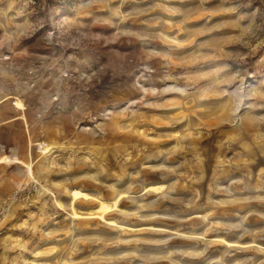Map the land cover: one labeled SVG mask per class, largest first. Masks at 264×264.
<instances>
[{
    "label": "rangeland",
    "instance_id": "rangeland-1",
    "mask_svg": "<svg viewBox=\"0 0 264 264\" xmlns=\"http://www.w3.org/2000/svg\"><path fill=\"white\" fill-rule=\"evenodd\" d=\"M0 122V264H264V0H0Z\"/></svg>",
    "mask_w": 264,
    "mask_h": 264
},
{
    "label": "bare ground",
    "instance_id": "bare-ground-1",
    "mask_svg": "<svg viewBox=\"0 0 264 264\" xmlns=\"http://www.w3.org/2000/svg\"><path fill=\"white\" fill-rule=\"evenodd\" d=\"M14 106L17 109H19V110H23L25 108L24 105L22 104V102L19 101V100H16L14 102ZM20 117L22 119H25V116L22 115V114L20 115ZM1 124H2V122H0V125ZM36 144L38 145L39 152L42 154V156H48L53 151V149L55 148L52 144L46 143L44 141L37 142ZM10 160H11L10 157L6 156V157H3V158L0 159V163L1 162H5V161H10ZM27 169H28V173L31 176V178L33 180H35L31 165H28ZM165 188H166V184L163 182V183H158V184H155V185H151L149 190H154L156 192H161ZM71 196H72L73 200H77V199H81V198H84V199L92 198V196L89 195L88 193H86L84 191H81V190H78V189L74 190ZM126 196H127V194L122 193V192H118L116 194H113V196L111 198H109V199H98L99 205L95 209V212H91V214L96 215L97 217H101L102 219H106V217H105L106 215H109V216L115 215L116 212H111V211L118 210V209H120L122 211L123 209H121L119 207V202H121V203L125 202L124 198ZM122 212H124V211H122ZM73 215L76 216V215H78V213L74 210ZM113 217H112V219H110V221H109L110 223L118 224L121 228H125V227H129L131 229L135 228L132 225L128 226V225H126L124 223L118 222ZM221 240H223L226 244L240 245L238 243H233V242L227 241L224 238H221Z\"/></svg>",
    "mask_w": 264,
    "mask_h": 264
},
{
    "label": "crops",
    "instance_id": "crops-1",
    "mask_svg": "<svg viewBox=\"0 0 264 264\" xmlns=\"http://www.w3.org/2000/svg\"><path fill=\"white\" fill-rule=\"evenodd\" d=\"M18 118V116L16 115V116H13L12 118H11V120H14V119H17Z\"/></svg>",
    "mask_w": 264,
    "mask_h": 264
}]
</instances>
